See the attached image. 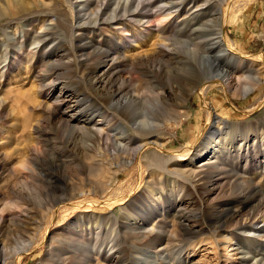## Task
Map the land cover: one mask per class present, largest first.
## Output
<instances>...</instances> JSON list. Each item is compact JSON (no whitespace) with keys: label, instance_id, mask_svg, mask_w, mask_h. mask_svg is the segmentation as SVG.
I'll return each instance as SVG.
<instances>
[{"label":"rangeland","instance_id":"obj_1","mask_svg":"<svg viewBox=\"0 0 264 264\" xmlns=\"http://www.w3.org/2000/svg\"><path fill=\"white\" fill-rule=\"evenodd\" d=\"M226 1L0 0V264H264V0Z\"/></svg>","mask_w":264,"mask_h":264},{"label":"bare ground","instance_id":"obj_2","mask_svg":"<svg viewBox=\"0 0 264 264\" xmlns=\"http://www.w3.org/2000/svg\"><path fill=\"white\" fill-rule=\"evenodd\" d=\"M220 1V3H222V4H224V2H225V0H219ZM239 1H244L245 3H246V1H248V0H227L226 1V5H225V7L223 8V11H224V13H225V15L226 14H228V12L230 11V10H232L234 7H235V5L234 4H236V3H238ZM222 11V10H221ZM222 11V12H223ZM232 12H234V11H232ZM230 13V12H229ZM216 14H217V16H215V19H213L212 20V22H217L218 23V26H217V30H216V32L214 33L215 35H216V40H217V43L219 44V47H220V50H221V52L222 53H224V54H234V53H236V50H235V48L233 47L234 45L230 42V40L226 37V35H225V32H224V29H223V24L226 22V18H225V20L224 21H222V24H221V22H220V17H219V14H220V12L218 13V12H216ZM231 14V13H230ZM168 15H170V14H168ZM224 15V14H223ZM222 15V16H223ZM232 15V14H231ZM164 18V17H163ZM222 18V17H221ZM160 20V19H159ZM231 20V19H230ZM165 21V19L164 20H161V22H164ZM210 36V35H209ZM235 55V54H234ZM236 56V55H235ZM244 59H246V62H251V61H255V58H257L258 57V55H256V56H252V57H246V56H242ZM255 57V58H254ZM262 57H264V56H262ZM244 61V60H243ZM259 61V60H258ZM262 61H263V59H262ZM264 63V62H263ZM209 73V72H208ZM211 76H208V78H210ZM217 78H219L220 80H221V82H223V83H227V79H226V77L225 76H223L221 73L220 74H218L217 75ZM212 85V83L211 82H208L207 83V85H205L204 86V89H202L201 90V92L202 93H204V92H206L207 91V89L210 87ZM251 90V88L249 87V86H246L245 87V91H246V93L247 92H249ZM104 113V112H103ZM118 114V111H115L114 113H111V114H109L108 116L106 115L105 116V118L107 119V118H109V122H108V124H110L111 122H113L114 121V119H115V115H117ZM119 114H120V112H119ZM121 117H123L124 118V120H126V119H128L127 118V116H126V114H121ZM104 118V119H105ZM123 120V121H124ZM136 120V119H135ZM114 123V122H113ZM122 125H125V124H122ZM135 128H133L132 129V134H129L125 129H123L122 128V130H123V132H124V135L126 136V139L128 140V142H127V144L125 145L126 147H127V149H124L125 148V146H124V148H123V150H125L126 152H129V157L131 158V159H136V158H139L140 156H141V154H142V152H143V150L144 149H146V147L148 146H152V147H154L155 149H157L158 148V146L159 145H161L162 146V144H159L158 143V141L156 140V136H155V134H154V132L153 131H147V130H152V129H154V128H150L149 129V127H150V125H155V123H147V122H139V124H137V123H135ZM107 127H108V125H107ZM117 127L118 128H120L121 127V125H120V127L117 125ZM147 127H148V129H147ZM111 129V128H110ZM112 130V129H111ZM118 132H120V131H118ZM122 132V133H123ZM99 133V132H98ZM100 134V133H99ZM114 134V133H113ZM106 135H107V133H106ZM117 135V134H116ZM124 135H122V136H124ZM211 135L212 136H214L215 135V137H217V135H218V133H217V131H213L212 133H211ZM112 136V135H111ZM125 136L124 137H122V138H125ZM106 138V137H105ZM108 138H109V136H108ZM115 138V137H114ZM118 138H120V137H117V139ZM220 138V137H219ZM116 139V138H115ZM109 140H110V138H109ZM114 140V139H113ZM122 140V139H121ZM118 141V140H117ZM119 141H120V139H119ZM107 142V141H106ZM114 143V142H113ZM118 143V142H117ZM109 144H110V142H109ZM119 144V143H118ZM116 145V144H115ZM121 145V144H120ZM147 147V148H148ZM122 150V149H121ZM222 151V144H221V141L219 140L218 142H214V141H211V142H209V143H207V145H205L204 146V148L203 149H201V153H199L198 155H197V158L199 157V160H195V158H190V159H188L187 160V166H188V170L185 172V173H183V174H181V177L183 178V180L184 181H186L190 186V190L191 191H194L193 193L194 194H196V195H198V191H197V188L198 187H202V186H195V184H194V182H192V179H193V177H195V172H194V164L195 163H197V162H202L203 164H210V162L212 161V160H214V159H217V155L220 153ZM116 153H117V151H116ZM208 153V154H207ZM128 154V153H127ZM117 156H118V154H117ZM174 156H182V154H180V153H178V152H175L174 153ZM196 157V156H195ZM209 159V160H208ZM130 163V162H129ZM211 164H212V162H211ZM182 187V185H175V186H173V189H175V191H177V190H179L180 188ZM202 188H200L199 190H201ZM150 193V201L153 203V204H155V203H158V202H160V199H159V197L155 194V193H153V192H149ZM191 194H192V192H191ZM113 198V197H112ZM110 203V202H109ZM124 203V199H118V198H116V199H114V205L116 206V205H122ZM108 207V206H107ZM56 209V208H55ZM126 209V208H125ZM125 209H123L122 208V210H125ZM151 209H154V207L153 208H151ZM54 216V213H52L51 214V217H50V219H52V217ZM126 221L128 222V223H133V224H131L132 225V229H131V231H138V230H141L142 228H140V227H136V225H138V224H136V223H140V222H143V220H139V219H133L132 217H128V218H126ZM135 223V224H134ZM241 224V223H240ZM238 225V224H237ZM128 226H130V225H128ZM239 226V225H238ZM242 227H240L239 229H241ZM145 237V236H144ZM137 239H138V237H137ZM144 239V238H143ZM156 239V238H155ZM144 240H146V239H144ZM143 240V241H144ZM148 241V240H147ZM153 241V240H152ZM138 242H139V240H138ZM142 242V241H141ZM219 242V240H217V243ZM143 243V242H142ZM153 245L152 243H151V241L148 243V245Z\"/></svg>","mask_w":264,"mask_h":264}]
</instances>
